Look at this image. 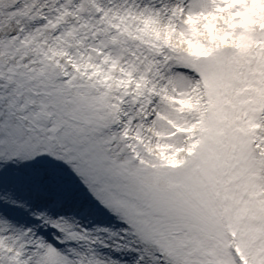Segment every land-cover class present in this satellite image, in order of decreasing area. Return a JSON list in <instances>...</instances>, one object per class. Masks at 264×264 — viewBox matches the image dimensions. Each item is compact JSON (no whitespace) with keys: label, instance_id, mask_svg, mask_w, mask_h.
<instances>
[{"label":"snow or ice","instance_id":"6c2138e0","mask_svg":"<svg viewBox=\"0 0 264 264\" xmlns=\"http://www.w3.org/2000/svg\"><path fill=\"white\" fill-rule=\"evenodd\" d=\"M0 264H264V0H0Z\"/></svg>","mask_w":264,"mask_h":264}]
</instances>
